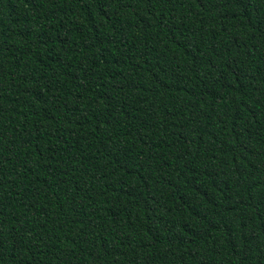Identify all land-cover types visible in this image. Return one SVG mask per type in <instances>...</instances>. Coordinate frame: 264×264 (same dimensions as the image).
<instances>
[{
    "label": "trees",
    "instance_id": "16d2710c",
    "mask_svg": "<svg viewBox=\"0 0 264 264\" xmlns=\"http://www.w3.org/2000/svg\"><path fill=\"white\" fill-rule=\"evenodd\" d=\"M0 264H264V0H0Z\"/></svg>",
    "mask_w": 264,
    "mask_h": 264
}]
</instances>
